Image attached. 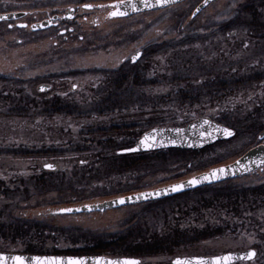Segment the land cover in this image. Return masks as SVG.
I'll return each instance as SVG.
<instances>
[{"label":"trees","instance_id":"obj_1","mask_svg":"<svg viewBox=\"0 0 264 264\" xmlns=\"http://www.w3.org/2000/svg\"><path fill=\"white\" fill-rule=\"evenodd\" d=\"M5 1L29 5L39 2V0H0V2ZM238 25L246 30L248 40L242 44H233L232 52H222L220 47L227 44V39H231ZM195 32H190L189 36L184 34L185 36L178 40L145 47V53L139 62L132 66L128 65L127 68L117 63L114 69L104 67L92 70L89 74L101 77V83L97 89L91 90L90 98L79 102L60 99L50 93L49 95L40 94L41 99L38 101L28 98L19 90L3 93L5 89L2 88L0 118L28 120V122L38 118L42 120L68 118L79 127L72 138L67 140L65 138L64 142H58L50 147L0 146V158L28 159L34 162L40 160L41 164L46 161L57 165L72 164L70 168L72 171L57 168L53 172L43 171L38 176L20 178L9 183L0 180V197L9 200L19 196L22 201H26L34 193L45 195L52 191H65L75 195L78 191L83 192L92 182L134 172L148 166L146 172H141L144 173L143 175L159 172H152L151 169L154 167L152 161L161 160L162 163L172 162V160L180 161L177 158L174 159V156L186 157L188 154L203 152L170 149L142 154H117L119 149L131 146L133 140L127 141L128 137L135 138L137 134L141 135L145 130L160 126L164 122L161 117L158 118L161 113L159 111L163 107L201 103L214 105L242 91L264 86V69L249 65L254 59L264 54V0H248L230 19L212 23L200 30V33ZM158 56L165 58L164 62L168 70L164 74L148 77L147 62L141 61L144 58ZM19 83L18 80L0 74L2 87L16 86ZM165 83H183V86H177L174 92L169 93L173 97L170 102L156 100L140 102L138 100L137 96L142 97L146 87L160 86ZM132 109H135L137 113L129 112ZM262 115H264V99L246 115H241L234 110L219 116L216 121L233 127L236 132L245 128H256V131L259 129L261 131L264 129V123L260 122ZM106 116L109 122L99 121ZM116 118L122 122L111 123ZM60 134H63L61 130ZM58 139L61 138L58 137ZM187 195L191 197L188 198ZM177 197L179 198H174L178 201L175 211L164 206L160 207L161 209L150 210L147 215L137 220L140 224L135 229L112 235L109 239H94L81 248L47 249L44 243L48 239L59 238L58 234L56 236L54 233L45 234L44 227L40 224L15 219L0 221V239L6 241L23 239L20 252L27 254L150 257L164 249L165 243H188L224 235L229 229L234 230L232 226H236V223L231 220L241 222L249 220L260 226V221L253 219L251 214L263 208L264 181L249 186H236L232 181H227ZM167 200H162L159 204ZM14 202L15 200L12 203ZM77 203L79 202L73 204ZM215 215H223L221 216L223 218L215 219L216 221L220 219L219 225L210 224L208 221L203 222L206 216L214 217ZM185 220L195 224L193 226H210L211 229L171 230L156 233L144 226L148 222L162 226H179ZM257 230L256 244L258 247H263L264 232L259 231V228Z\"/></svg>","mask_w":264,"mask_h":264},{"label":"rangeland","instance_id":"obj_2","mask_svg":"<svg viewBox=\"0 0 264 264\" xmlns=\"http://www.w3.org/2000/svg\"><path fill=\"white\" fill-rule=\"evenodd\" d=\"M198 1L200 0H188L183 4L166 10L139 14L125 20L107 21L102 18L100 29L91 32L92 35L93 33H97L98 37L91 39L92 47L89 52L83 54H79L78 52V55L74 54L58 58L47 54L50 51L47 50L48 46L41 48L37 36L24 35V32L21 31H7L4 26H0V74L20 81L16 86H0V92H3L2 88L5 89L3 93L19 90L28 98H34L39 101L41 97L36 92L37 85L49 83L52 86L50 94L60 99L79 102L90 98L91 90L97 89L102 80L101 77L95 74H89L92 70H98L101 67L114 69L118 62L128 58L137 48L143 46L154 47L157 44H162V42L178 40L185 35H191L190 32L193 31L200 33V30H203L206 26H210L212 23H220L225 19H230L248 0H216L199 14L197 18L190 21V14ZM38 4L0 2V12L15 9H30ZM236 27L237 29L231 39H227V44H223L220 47L222 52H232L233 44H242L248 40L246 30L241 29V25ZM18 38L22 39L20 44L16 43V39ZM68 48L73 50L81 49L76 46ZM164 59V57L158 56L144 58L141 61L142 63L147 62L149 67L148 77L152 78L158 74L161 75L167 72L168 66L164 62ZM249 65L264 69V59L252 61ZM127 66L128 64L125 63L123 68H127ZM72 86H76L74 92L71 89ZM177 86H183V83H165L160 86H148L144 90L145 94L142 97H137L140 102L156 100L167 103L173 99L169 93L174 92ZM236 95L214 105L201 103L189 106L163 107L159 111L161 113L158 116V118L161 117L164 121L160 125L181 126L199 116L216 120L224 113L234 110H237L241 115H246L262 103L264 99V86L248 89ZM130 99L138 101L134 98ZM129 112L137 113L135 109ZM101 120L105 122L110 121L108 116L99 119V121ZM71 121L68 118H54V120H42L38 118L33 122L19 119L4 120L0 118V146L16 147L20 145L22 147L29 146L34 148L54 146L58 142H64L65 138L66 140L72 138L79 125ZM118 122L122 121L117 118L111 121V123ZM260 122L264 123V115H262ZM229 128L234 129L233 127ZM60 130L63 134H60ZM259 130L256 131V128H245L240 132H236V136L231 140L219 142L217 145L205 148L199 154H188L186 157L184 155H177L179 157L174 156V159L177 158L180 161L172 160V162L167 163H162L161 160L152 161V166H154H150L152 167V172H159L151 175H143L144 173H141L146 172L148 166L134 172L92 182L83 192L78 191L75 195L65 191H52L45 195L34 193L26 201H22L19 196L9 198V200L0 197V221L15 219L38 223L44 227L43 232L45 234L54 233L55 236L58 234L59 238L48 239L44 243L47 249L52 247L56 248V250L81 248L97 238L109 239L112 235H118V233H124L138 227L140 223L137 220L147 215L150 210L164 206L165 208H169V210L175 211L178 202L175 199L179 197L168 199L160 204L156 202L153 204L121 207L103 213L58 215L52 212L57 208L65 206V204L73 205L74 202L101 201L115 197L118 194L129 193L126 191L130 190L133 192L159 187L175 182L177 179H181L187 175L198 173L212 165L228 163V161L233 160L258 143L257 134L260 132ZM139 135L137 134L135 138L134 136L127 138V141L128 139L133 140L130 145L135 143L140 137ZM58 137L61 139L59 140ZM58 165L59 169L64 168L72 171L70 170L72 167L70 163H59ZM41 172L40 160L34 162L28 159L0 158V180L6 183L20 178L38 176ZM262 178H264V170L262 174L232 181V183L236 186H249L257 184ZM187 196L188 198L191 197ZM14 200L15 202L12 203ZM221 216L223 215L206 216L203 222L208 221L210 224L219 225L220 219L218 221L215 219ZM251 216H253V219L260 221V226L257 223H251L249 220L245 222L231 220L233 223H236L235 230L229 229L224 235L201 243L198 249L222 251L243 249L255 245L254 247L258 248L262 261H264V246L258 247L256 244L257 238L255 237V233L258 231L257 228L260 230L264 227V212H256L255 214H251ZM180 225L188 226L195 224L191 221L186 222L185 220ZM144 226L151 231H155L154 226H161V224L148 222ZM156 233H159V231ZM22 240L6 241L0 239V251L22 253L20 252L23 245ZM142 258L145 262L141 264H152L148 260L149 257ZM163 261V259L159 258L156 262L160 264Z\"/></svg>","mask_w":264,"mask_h":264},{"label":"water","instance_id":"obj_3","mask_svg":"<svg viewBox=\"0 0 264 264\" xmlns=\"http://www.w3.org/2000/svg\"><path fill=\"white\" fill-rule=\"evenodd\" d=\"M185 0H174V2H169L165 5L156 4V0H150L152 4H156L155 7H145L142 0H130V3H133L137 6V9L134 11L131 7L124 8L121 7V11H126L127 15L110 17L109 13L115 9L107 7L108 5L119 3V0L112 3L105 4L104 9H107V14L104 16V19H123L133 15L142 14L152 11H160L166 8H170L176 4L182 3ZM214 0H203L199 3L191 14V18L195 17L199 12H201L205 7H207ZM198 10V11H197ZM26 15V12L17 11V12H8L2 13L0 16L8 17L6 20H0L1 22H9L19 20ZM24 24H18V27H21ZM49 22H39L30 25V30L36 32L42 29L47 28ZM141 51H137L129 57V62L131 64L137 63L140 59ZM43 89V90H42ZM49 89L48 85H40L37 90L40 92L47 91ZM74 89V88H73ZM229 129L233 135L228 137L225 136L220 129ZM145 136H149L150 139L147 141L146 145L141 144V141ZM235 136V131L229 127L218 124L215 121L207 117H199L186 125L183 126H174V127H155L146 132H144L137 142L129 148L119 150L118 154H138V153H148L155 152L159 150L167 149H179V150H190V151H199L205 147L211 146L216 142L227 141ZM257 139L262 141L264 139V131L258 134ZM131 149H136L132 151ZM237 161L239 163H237ZM47 165H52V168H48ZM264 167V143H259L254 147L250 148L244 152L241 156L235 160L213 166L207 170L195 173L186 178L177 180L172 183L161 185L152 189H146L142 191H137L133 193H128L124 195H117L112 198L103 199L101 201L87 202V203H78L73 205H65L63 207L55 209L52 213L58 215H80V214H92V213H103L105 211L125 207V206H134L151 201H157L164 198L172 197L178 194H182L188 191H192L197 188L204 186L215 185L224 181L233 180L235 178L244 177L262 170ZM43 171H54L57 169V166L52 163H46L42 165ZM224 169L223 173H217L219 178H213L211 173L214 170ZM207 176L208 179H204ZM196 179L200 181L199 183L192 185L188 182ZM183 185L179 191H172L173 186ZM150 194V195H143ZM131 198V199H129ZM121 199L125 200V203L121 204L119 201ZM64 209H71L72 211H62ZM254 250H244L238 252H229L221 254L215 257L210 258H191V259H174L171 264H176V261H188L191 264H197L198 261H207L209 264H212L217 258L230 256L232 259L226 264H235L241 261H250L247 259L249 253H252ZM22 257L24 264H36V258L39 257L42 260L44 258H58L62 261H67L69 258L74 259H85L87 264H94L98 258H103L104 260H124V259H134L140 262V259L134 257H109L104 255L99 256H58V255H34V254H24V253H14V252H1L0 257H3L6 261V264H15V257ZM0 264H4L3 261H0Z\"/></svg>","mask_w":264,"mask_h":264},{"label":"flooded vegetation","instance_id":"obj_4","mask_svg":"<svg viewBox=\"0 0 264 264\" xmlns=\"http://www.w3.org/2000/svg\"><path fill=\"white\" fill-rule=\"evenodd\" d=\"M117 0H39L37 6H34L30 9H15V10H5L0 13L10 12V11H27L31 13H27L22 19L18 21H9L2 22L0 26H4L7 31H21L24 32V35L37 36L39 38V43L41 48L48 46L47 50H50L49 55L52 57H61V56H70L77 54H83L90 51L91 39H96L98 37L97 33L91 34V32L100 29L102 23L101 20L107 13V9L101 7V5H105L108 3H112ZM186 0L185 2H187ZM203 0L198 1L195 7L201 3ZM184 2V3H185ZM214 1H212L206 8L212 5ZM91 4L92 8H85L84 5ZM193 8V10L195 9ZM206 8H204L199 14H201ZM192 10V11H193ZM35 11V13H34ZM192 13V12H191ZM199 14L193 18L190 17V21H193L195 18L199 16ZM39 22H49L47 28L32 32L30 30V25ZM18 24H24L25 27H18ZM11 25V27H9ZM22 39H16V43L20 44ZM111 45V44H110ZM76 46L81 48L80 50L69 49L68 47ZM117 47V45H115ZM144 46L141 48H137L132 54L137 51H141V58L143 57L145 51ZM131 54V55H132ZM78 55V54H77ZM128 58L122 59L118 62L119 65H128L132 66L129 62ZM259 58L264 59V54L260 55ZM259 58L254 59L260 60ZM262 62V61H261ZM104 68V67H101ZM100 68V69H101ZM44 80V79H43ZM46 81V80H45ZM44 85H48L49 89L44 94L51 93L52 86L49 83H43ZM72 89V87H71ZM74 92L75 90L72 89ZM262 174V173H261ZM264 181V178L260 179V182ZM263 208L260 211L256 212H264V200L262 202ZM155 231L159 233L164 231L171 230H185V229H211L210 226H193V225H179V226H154ZM236 227V226H235ZM235 227L234 228L235 230ZM259 231L264 232V227ZM216 235L214 237L200 240V241H192V242H169L165 243L163 246L164 249L157 252L155 255L150 256L148 260L151 263H157V259H163L164 261L160 264H171L174 259H191V258H210L215 257L217 255L227 253L230 251H242L253 249L255 251L254 259L251 261H242L236 264H264L262 261L261 253L258 251L257 247L248 246L243 249H232V250H222V251H206L202 249H198L201 243L205 241H210L211 239L218 238ZM258 241V240H257ZM261 244V243H260ZM264 256V254H263ZM141 263L145 261L143 258L140 259ZM158 264V263H157Z\"/></svg>","mask_w":264,"mask_h":264},{"label":"snow or ice","instance_id":"obj_5","mask_svg":"<svg viewBox=\"0 0 264 264\" xmlns=\"http://www.w3.org/2000/svg\"><path fill=\"white\" fill-rule=\"evenodd\" d=\"M142 2L144 3L145 7H155L156 4L158 5H165L169 2H174V0H156V4H152L150 2V0H142ZM127 8V7H131L134 11L137 9V6L133 3H130V0H119V3L116 4H112V5H108L107 7H111L113 9H115L114 11H111L109 13L110 17H118V16H125L127 15L126 11H121V7ZM85 8H92L93 6L91 4H86L84 5ZM101 7H105L104 5H101ZM198 11V10H197ZM8 19V17L5 16H0V20H6ZM9 27H11V25H9ZM21 27H25V25H21ZM43 90V89H42ZM220 131H222L224 133L225 136H232L233 133L225 128V129H220ZM150 139L149 136H145L144 139L141 141V144H145L147 143V141ZM132 151H135L136 149H131ZM237 163H239L237 161ZM48 168H52V165H47ZM223 173L224 169H218V170H214L211 173V176L213 178H219L217 173ZM204 179H208L207 176L204 177ZM200 181L193 179L191 181H189V184L195 185L197 183H199ZM183 187V185H176L173 186L172 191H179L181 188ZM143 195H150V194H143ZM131 199V198H129ZM121 204L125 203L124 199H121L119 201ZM62 211H72L71 209H64ZM255 256V253H249L248 256L246 257L247 259H251L252 257ZM231 257L230 256H224V257H220L217 258L215 261L212 262V264H226V262L231 261ZM0 261H3L4 264H6V261L4 260L3 257H0ZM15 264H24V260L22 257H15L14 258ZM36 264H87V261L85 259H74V258H69L66 262L62 261L58 258H44L43 260L39 257L36 258ZM94 264H140V262L138 260H134V259H124V260H104L103 258H98ZM176 264H191V262L188 261H176ZM197 264H209V262L207 261H198Z\"/></svg>","mask_w":264,"mask_h":264}]
</instances>
